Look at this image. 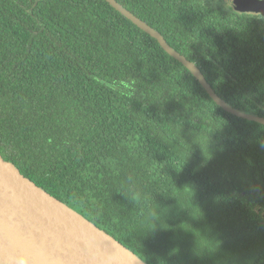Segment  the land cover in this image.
Segmentation results:
<instances>
[{"label": "trees", "instance_id": "obj_1", "mask_svg": "<svg viewBox=\"0 0 264 264\" xmlns=\"http://www.w3.org/2000/svg\"><path fill=\"white\" fill-rule=\"evenodd\" d=\"M116 1L264 118V16ZM262 145L105 0H0V154L147 264H264Z\"/></svg>", "mask_w": 264, "mask_h": 264}, {"label": "water", "instance_id": "obj_2", "mask_svg": "<svg viewBox=\"0 0 264 264\" xmlns=\"http://www.w3.org/2000/svg\"><path fill=\"white\" fill-rule=\"evenodd\" d=\"M125 18L156 39L187 68L209 96L229 114L264 125L219 97L200 69L175 51L155 29L116 0H105ZM240 13L264 16V0H232ZM0 264H147L78 211L24 176L0 154Z\"/></svg>", "mask_w": 264, "mask_h": 264}, {"label": "clouds", "instance_id": "obj_3", "mask_svg": "<svg viewBox=\"0 0 264 264\" xmlns=\"http://www.w3.org/2000/svg\"><path fill=\"white\" fill-rule=\"evenodd\" d=\"M221 2H222V5H223L224 9H225L226 11L231 12L232 0H221ZM203 6H204V5H203ZM262 146H264V145H262ZM210 157H211V155H210ZM210 157H208V158H210ZM125 195H126V194H125ZM137 195H138V194H135V193H134V194L132 195L131 199H132L133 201H135ZM126 196H127V195H126Z\"/></svg>", "mask_w": 264, "mask_h": 264}, {"label": "rangeland", "instance_id": "obj_4", "mask_svg": "<svg viewBox=\"0 0 264 264\" xmlns=\"http://www.w3.org/2000/svg\"><path fill=\"white\" fill-rule=\"evenodd\" d=\"M207 1H209L213 6L223 7L221 0H207Z\"/></svg>", "mask_w": 264, "mask_h": 264}]
</instances>
